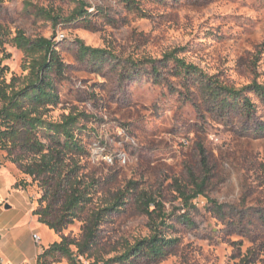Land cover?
Here are the masks:
<instances>
[{
  "label": "rangeland",
  "instance_id": "1",
  "mask_svg": "<svg viewBox=\"0 0 264 264\" xmlns=\"http://www.w3.org/2000/svg\"><path fill=\"white\" fill-rule=\"evenodd\" d=\"M83 1L92 14L90 28L77 23L55 27L34 13L43 8L68 17L77 7L74 0H0V26L11 32L10 38L21 30L31 39H51L68 67L65 80L56 81L61 103L45 111L54 122L71 113L87 115L77 132L85 152L70 153L67 163L84 186L98 190L96 202L134 184L140 192L163 197L168 213L176 210L177 215L186 213L178 187L194 189L195 180L206 178L203 194L189 211L194 226L172 221L170 236L180 242L158 264H241L256 245V228L247 222L239 232L230 220L214 214L210 201L226 207L225 213L237 206L264 209V105L252 94L256 120L238 115L220 120L206 107L188 102L184 84L168 75L170 68H162L163 79L168 78L162 85L147 75L126 79L109 65L95 72L77 60L75 41L135 61L159 60L180 49L179 57L236 88L254 80L264 84V0H139L144 14L129 12L120 0ZM259 53L262 58L254 67ZM0 59L9 69L8 82L28 75V60L11 43L0 48ZM195 101L200 105L196 96ZM204 154L209 158L206 170ZM33 161L21 149L0 151V166L27 192L33 215L50 203L59 210L61 201H54L51 191L48 195L51 182L28 174ZM88 213L68 224L62 235L80 240ZM149 233L148 219L128 196L122 211L103 223L100 236L133 242Z\"/></svg>",
  "mask_w": 264,
  "mask_h": 264
},
{
  "label": "trees",
  "instance_id": "2",
  "mask_svg": "<svg viewBox=\"0 0 264 264\" xmlns=\"http://www.w3.org/2000/svg\"><path fill=\"white\" fill-rule=\"evenodd\" d=\"M74 1L77 7L68 17L54 15L43 8H36L34 13L51 21L55 27L60 23H77L90 28L92 14L88 5L83 0ZM120 1L129 12L144 14L139 0ZM10 35V31L0 26V48L11 43L22 51L28 60L29 73L22 81L13 77L8 82L9 69L0 59V151L21 149L32 154L34 161L28 174L44 177V180L51 182L48 195L53 192L50 195L53 200L62 203L59 210H55L53 203H50L42 211L34 212L40 223L56 235H61L59 242L52 244L40 255L38 264H60L64 263L63 259L67 264H86L83 259L87 264H158L165 260L180 242L170 236V231L175 229L172 221L194 226L189 211L194 206L193 200L203 194L207 179L200 183L195 180L194 189L178 187L182 208L186 210L184 214L177 215L176 210L168 213L163 197L158 199L147 191L140 192L134 184L126 191H119L111 199H98L99 202H96L98 190L84 186L78 173L67 163L70 153L82 156L85 152L77 132L80 131L81 120L87 118L86 113H71L61 122L45 118V111L61 103L56 81L65 80L68 69L62 62L57 43L44 37L31 39L21 30H17L12 38ZM75 44L77 60L93 67L95 72H103L104 66L109 65L114 72L120 70L126 79L147 75L155 85H162L168 79H163L162 68H170L168 75L184 84L188 102L197 108L206 107L208 112L217 115L220 120H229L233 115L247 122L256 120L257 105L252 94L264 105V84L254 80L249 85L236 88L222 80L220 75H209L197 65L179 57L180 49L166 53L159 60L144 58L135 61L123 60L108 48L87 46L80 39ZM261 54L254 56V67L261 60ZM170 88H174V85L170 84ZM195 96L200 100V105L195 101ZM203 156L205 169L209 158L205 154ZM128 196L135 199L139 211L148 219L149 235L133 242L126 239L113 242L101 238V226L112 214L122 211L128 203ZM210 202L214 214L220 219L230 220V225L239 232L244 230L247 222L255 226L253 243L256 245L246 252L241 264H264V209L253 207L252 211H245L237 206L228 207L230 211L225 213L226 207L216 201ZM86 211L89 213L83 220L85 225L82 238L73 240L62 235L68 224L81 218Z\"/></svg>",
  "mask_w": 264,
  "mask_h": 264
},
{
  "label": "crops",
  "instance_id": "3",
  "mask_svg": "<svg viewBox=\"0 0 264 264\" xmlns=\"http://www.w3.org/2000/svg\"><path fill=\"white\" fill-rule=\"evenodd\" d=\"M34 235L41 238L40 243ZM59 240L34 217L27 192L0 166V264H38L44 250Z\"/></svg>",
  "mask_w": 264,
  "mask_h": 264
},
{
  "label": "built area",
  "instance_id": "4",
  "mask_svg": "<svg viewBox=\"0 0 264 264\" xmlns=\"http://www.w3.org/2000/svg\"><path fill=\"white\" fill-rule=\"evenodd\" d=\"M34 239L36 240L37 243H40L41 238L38 235H34Z\"/></svg>",
  "mask_w": 264,
  "mask_h": 264
},
{
  "label": "water",
  "instance_id": "5",
  "mask_svg": "<svg viewBox=\"0 0 264 264\" xmlns=\"http://www.w3.org/2000/svg\"><path fill=\"white\" fill-rule=\"evenodd\" d=\"M6 208H10V206H9V205H7V206H6Z\"/></svg>",
  "mask_w": 264,
  "mask_h": 264
}]
</instances>
